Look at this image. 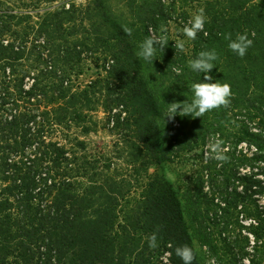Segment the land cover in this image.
<instances>
[{
  "label": "trees",
  "instance_id": "obj_1",
  "mask_svg": "<svg viewBox=\"0 0 264 264\" xmlns=\"http://www.w3.org/2000/svg\"><path fill=\"white\" fill-rule=\"evenodd\" d=\"M109 1H95L115 30L95 32L105 76L83 86L68 70L90 39L70 40L74 7L41 13L0 0V264H155L168 252L183 264L175 249L185 244L192 264H264V0H192L204 9L203 30L182 52L166 36L152 62L139 45L161 36L179 0H131V22ZM228 34L252 40L243 57ZM212 50L209 75L230 85L229 106L169 120L168 104L190 102L191 85L206 82L188 61ZM99 90L110 126L134 134L135 152L88 160L86 143L69 134L92 131L85 123ZM214 138L224 161L206 155ZM185 156L193 171L183 181L163 185L150 173ZM238 219H248V234L231 240Z\"/></svg>",
  "mask_w": 264,
  "mask_h": 264
},
{
  "label": "rangeland",
  "instance_id": "obj_2",
  "mask_svg": "<svg viewBox=\"0 0 264 264\" xmlns=\"http://www.w3.org/2000/svg\"><path fill=\"white\" fill-rule=\"evenodd\" d=\"M10 4L16 5V7L28 8L30 11H38L43 13L46 9L58 8L60 6H65L66 9H75V20L65 27H69L72 30L75 29L76 35L71 37L70 40H80L82 37L86 38L89 36L90 39L86 40V47L84 54L82 55L83 61L79 65H74L71 69L69 66L68 70L73 73L75 83L78 85H86L90 81L97 79L98 77H104L105 72L102 70L105 54L102 48V42L97 41L95 36L98 33L100 38H107L115 32V30L109 26L105 21V18L101 16L100 11L96 8V0H57L53 3H46L45 0H9ZM171 1V0H170ZM192 0H187V2L178 1L177 13L173 14L174 21H171L168 25L162 24L160 29V35L171 36L175 41L177 39L185 41V48H191L193 39H188L182 32V29L192 19L194 13H196L200 8H202L197 3ZM142 0H136L135 4H140ZM131 0H110L109 6L118 15L123 14L127 21L131 22V10L129 4ZM51 4V5H50ZM185 12L186 15L182 16L181 13ZM130 13V15H129ZM164 25V26H163ZM96 32V33H95ZM110 32V33H109ZM158 36V35H157ZM99 105L96 111L90 113L93 117L92 121H87L85 123L86 127L91 128V132L84 134L81 129L77 127H72L69 131L72 139L78 137L80 140L86 143L87 150L83 154L87 156L88 160L94 159L96 157H101L103 155L110 157H121L120 153H127L129 151L135 152L132 146L134 134H128V132L122 131V129H115L110 126L106 113L102 105H104L103 100L106 99L107 93L104 90L98 91ZM56 140H62L61 135L56 134L53 136ZM63 141V140H62ZM124 156V155H123ZM188 156L181 157V159H176L174 163L161 165L159 167H151L150 173L156 176L163 185L169 182L178 183L185 179V174H191L193 171L192 161L187 160ZM192 157V156H191ZM122 161L125 158H121ZM141 171V170H140ZM125 175H134L131 170L126 169L124 165ZM264 203V199L262 201ZM218 225L214 226L213 229L219 230V219H212ZM249 221L248 219H238V223L231 220L230 224L232 229L235 231L231 236V240H241L243 237L240 235H247V227ZM238 228V230H237ZM236 240V241H238ZM233 242V241H232ZM239 242V241H238ZM234 244H237L236 242ZM239 244V243H238ZM253 252H251L252 255ZM240 259L239 262L244 258L241 255L237 256ZM249 257L244 258L243 262L247 263ZM155 264H173L172 255L170 252L162 255V257Z\"/></svg>",
  "mask_w": 264,
  "mask_h": 264
},
{
  "label": "clouds",
  "instance_id": "obj_3",
  "mask_svg": "<svg viewBox=\"0 0 264 264\" xmlns=\"http://www.w3.org/2000/svg\"><path fill=\"white\" fill-rule=\"evenodd\" d=\"M204 9L200 8L193 14L192 19L182 29L183 34L188 39H195L199 31L203 30L205 23ZM127 34H131L130 30H126ZM167 37L164 35L156 36L150 35L146 37L144 41L139 45L140 51L137 55L143 58L145 61L152 62V58L156 52V46H163ZM225 39L229 41L228 48L243 57L246 54L247 49L252 45V40L248 39L247 34H237L233 40L231 34L225 36ZM174 47L178 51H184L185 41L177 39ZM218 56L215 50L201 51L195 59L188 61V66L191 70L197 72L206 73L204 75V81L200 83H193L191 85V91L193 93L190 102L184 100L183 102L173 101L168 104L167 118L169 120L174 119L177 115L195 116L199 118L206 112L217 109L221 106L228 107L230 104L231 88L227 83L220 84L218 82H212L213 78L209 73L214 68L213 61L217 60ZM223 141L220 139H210L207 148L206 155L216 159L218 161H224L227 157L224 155V150L221 147ZM149 239V246L156 247V234L153 233ZM176 255L182 260L183 264H192L195 256L193 250L187 245L176 247Z\"/></svg>",
  "mask_w": 264,
  "mask_h": 264
}]
</instances>
